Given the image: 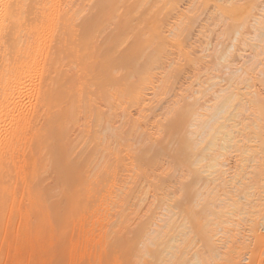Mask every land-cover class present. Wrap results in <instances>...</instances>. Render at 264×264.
<instances>
[{
  "label": "bare ground",
  "instance_id": "obj_1",
  "mask_svg": "<svg viewBox=\"0 0 264 264\" xmlns=\"http://www.w3.org/2000/svg\"><path fill=\"white\" fill-rule=\"evenodd\" d=\"M5 209L21 264H264V0H0Z\"/></svg>",
  "mask_w": 264,
  "mask_h": 264
},
{
  "label": "rangeland",
  "instance_id": "obj_2",
  "mask_svg": "<svg viewBox=\"0 0 264 264\" xmlns=\"http://www.w3.org/2000/svg\"><path fill=\"white\" fill-rule=\"evenodd\" d=\"M4 211V213H3V217L4 218H2L3 220H0V264H21L19 261H20V259H16V257L17 258H19V256L18 255H16V254H18V253H16V252H19V254H20V241H19V238H18V233H17V230H16V228H17V225H16V223H13V222H15L14 220H13V217L11 218L10 216V213H8V210H2V212ZM2 212H0V214L2 213ZM5 214V215H4ZM1 216H2V214H1ZM7 216V217H6ZM13 216V215H12ZM7 218H8V221H9V223H7L8 221H6L7 220ZM11 218V219H10ZM4 219H5V221H4ZM10 220H13V222L12 221H10ZM11 222V223H10ZM16 227H15V226ZM15 236H14V235ZM13 238H15L14 240H13ZM19 248V249H18ZM15 251V252H14ZM26 252H27V250H26ZM14 253H15V255H14ZM28 253L29 252H27V254L26 255H28ZM13 256V257H12ZM14 256H15V258H14ZM132 256V255H131ZM131 256H129V258L131 257ZM134 257H136V256H134V254H133V258ZM139 257V256H138ZM132 257L130 258V263L129 264H136V261H138V260H140V259H138V260H136V259H133ZM142 258V257H141ZM142 259H144L145 260V257L144 258H142ZM149 259V258H148ZM147 259V260H148ZM18 260V261H17ZM136 260V261H135ZM28 261V260H27ZM32 260H29V263L28 264H35L36 262H35V260H34V262L32 263L31 262ZM149 261V260H148ZM148 261H146V262H148ZM150 261H151V259H150ZM16 262H18V263H16ZM132 262V263H131ZM25 263H26V261H25ZM138 263V262H137ZM141 264L143 263L142 262V260H141V262H140ZM139 264V263H138ZM149 264V263H148ZM153 264H155V263H153ZM157 264V263H156Z\"/></svg>",
  "mask_w": 264,
  "mask_h": 264
}]
</instances>
